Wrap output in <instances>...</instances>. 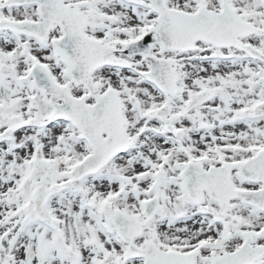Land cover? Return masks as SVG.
<instances>
[{
  "label": "snow or ice",
  "instance_id": "1",
  "mask_svg": "<svg viewBox=\"0 0 264 264\" xmlns=\"http://www.w3.org/2000/svg\"><path fill=\"white\" fill-rule=\"evenodd\" d=\"M0 264H264V0H0Z\"/></svg>",
  "mask_w": 264,
  "mask_h": 264
}]
</instances>
